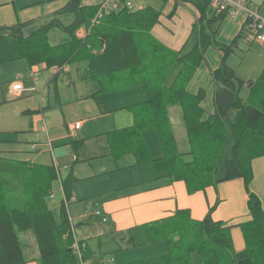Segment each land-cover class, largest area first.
Instances as JSON below:
<instances>
[{
  "label": "trees",
  "instance_id": "trees-1",
  "mask_svg": "<svg viewBox=\"0 0 264 264\" xmlns=\"http://www.w3.org/2000/svg\"><path fill=\"white\" fill-rule=\"evenodd\" d=\"M168 1L173 3V12L186 4L196 12L191 29L196 32V42L186 53L172 50L152 36L160 16V11L153 7L131 10L124 6L92 24L100 2L68 0L44 19L0 26V65L24 60L30 67L44 64L45 69L55 68L58 71L55 75L50 73L49 87L58 78L68 81L69 68L75 67L81 81L91 82V91L85 98L94 99L98 105L114 89L117 92L143 86L145 100L128 107L133 125L105 134L113 159L130 154L135 166L151 164L171 181H182L190 194L220 182L243 181L250 215L248 221L238 225L243 250H234L231 227L211 219L213 208L201 220L193 219L188 209H178L142 226L147 241L163 242L166 252L155 259L127 264H193V255L203 264H264V210L259 197L250 190L251 163L264 157V67L258 80L245 82L227 66L228 56L244 40L243 25L229 44L218 41L216 30L226 14L208 17L210 0H163ZM81 27L86 35L78 38L76 32ZM209 48L222 52L223 57L220 65L211 70L213 112L204 118L200 106L204 91L190 94L186 87ZM175 66L177 72L167 86L165 80ZM245 85L248 93L242 99L240 91ZM53 93L57 94L56 87ZM175 105L180 108L189 144L186 152L178 151L169 119L168 108ZM230 114L228 126L225 120ZM149 131L157 136L161 148L158 158L150 156L144 140ZM229 135L233 138L231 158L222 161ZM0 144L12 143L0 140ZM220 164H224L225 173L218 178ZM38 170L41 171L37 174ZM20 180L25 182L26 192L22 195L15 187ZM54 181L51 165L28 168L20 177L12 166L7 168L5 164V170H1L0 164V264H27L19 240V233L27 231L35 239L39 264H80L71 248L73 220L65 205L60 206L58 222L47 207ZM76 181L72 174L61 181L65 202L72 197ZM90 257L84 245L81 259L87 264Z\"/></svg>",
  "mask_w": 264,
  "mask_h": 264
},
{
  "label": "crops",
  "instance_id": "crops-1",
  "mask_svg": "<svg viewBox=\"0 0 264 264\" xmlns=\"http://www.w3.org/2000/svg\"><path fill=\"white\" fill-rule=\"evenodd\" d=\"M8 1L4 4L14 6V10L12 11L11 7L10 12L13 16H15V18H13L15 20H12V24H17L35 20V18H25L29 15H33V13L35 12L32 11L34 6L42 5L43 12L37 13L36 16L39 18L36 19H44L62 8L68 0H66L63 5H61L54 11H45L44 8V3L53 0ZM181 6L185 5H179L178 8H180ZM256 6L258 7L259 13L264 14V3L259 2L256 4ZM138 7L140 8L142 6L139 5ZM244 21L245 13L241 9L237 11V15L235 17H226L217 27L216 39L222 43L229 44L239 33ZM12 24L9 23L8 25H4L9 26ZM151 34L152 36L157 38L153 34V31H151ZM260 46H264V44H261ZM168 48L172 50L177 49L170 46H168ZM222 57V52L213 48H209L205 53L203 64L195 71L186 87L187 91L190 94H196L200 90L204 91L205 96L200 104L201 108L204 110V118H206L213 112L212 99L214 94V84L212 82L211 70L216 69L220 65ZM22 64L24 63H21V67L23 66ZM177 68L178 66H175L173 68L174 73L169 74V76L165 80V85L169 86L171 84L175 73L177 72ZM28 69L29 74L27 76L20 73V71H24L22 69L17 72V78L14 79L15 81L24 78L30 79V81H28L27 83L21 82L23 90L20 92L11 90V85L15 83V81L12 80V82H10V84L5 88L4 94L1 98L2 100L0 101V140L9 141L14 146L17 144H21L17 140L20 134L31 132L32 130L35 131V129H37L39 127V124L41 123L43 128L46 129L43 107L44 97L43 99H40L39 95L31 90V87L33 85L31 71L36 70L38 72V70H45V66L44 64L32 67L28 66ZM72 71H75V75L77 76L79 81H81V76L79 77V73L77 72L75 67L69 68L67 83H73V85H75L73 82L74 74H72ZM48 72L50 74L49 70ZM50 76L51 75H49L44 82L42 89L43 92L44 89L46 90V88L50 90L48 85ZM88 80L89 79H84L83 81H81V83H84L86 85L87 93L84 95H80L77 99H86V95L90 93L91 82H89ZM74 91H76L75 87ZM247 93L245 94L247 95ZM53 96V102L50 103V92L48 91L45 99L47 100V105H61L58 91L57 94L53 93ZM107 96L108 95L105 94L102 103L107 109L97 116L98 122L100 123L102 121L103 115H109L107 126L104 127L101 133L97 134L104 137L105 134L110 131L127 128L133 125V114L128 107L132 104L140 103L145 100L146 93L143 86H136L133 88L117 91L116 94L113 92V95L108 96L113 98L110 100H114L112 101L111 105H106L108 100ZM176 108L179 107L172 106L168 108V114L174 138L176 136V128L179 126L177 122L178 109ZM180 118L181 115H179V119ZM77 122L78 121H75L74 123ZM79 123V128H81L83 122ZM72 127V123L66 125L67 130L71 131V133H74L75 130L79 129L77 128L73 130ZM43 128H41V131L44 130ZM144 140L146 142V145L148 146L150 156L152 158H158L159 156H161V148L155 133H152L150 131L146 132L144 134ZM106 147H108V150H103L101 154L97 155L93 152L89 154V157L83 156V159L80 156L78 158L80 159V162H83L87 158L93 157L92 159L87 161V163L76 162L72 164L71 172L77 179L76 183L78 184V182H88L89 187L92 191L89 196L85 197L86 203H82L83 208H87V212H84L77 217L74 216L81 223L87 222L86 220L90 216L88 211L91 209V206H93V208L95 209L90 213L94 214L96 210H99L101 212V222H103V217L106 218L105 223H102L106 224V228H104V230L112 233L113 235H116L117 240H119L120 242H129V238H131L132 240L142 238V226L144 224L170 216L178 209H188L193 219L201 220L207 215L209 210L213 208L211 212V219L214 221L222 222L225 226L231 227L230 233L234 250L236 252L243 250L244 242L238 225L248 221L250 219V215L246 206L247 195L242 180L236 179L226 182H220L213 186H209L202 191H197L190 194L187 192L185 184L182 181H171L165 173H159L155 171L154 167L151 164L150 166L149 164H146L140 167H135V159L130 154L119 157L118 159H113L110 156L109 146ZM36 148L38 151L40 150L38 146ZM263 158L264 157L256 158L252 162L257 161L258 165L264 166V161H259ZM56 163L57 162L54 161L51 165H53V167H59ZM145 167L149 168V173H147L144 179L141 180L140 171ZM77 170L81 174L76 173ZM60 175L61 173L59 174V177ZM93 182H95V184ZM92 183L93 186L96 185V190L91 185ZM252 192L259 197L262 209L264 210L263 194L259 190H252ZM72 199L74 201L73 197ZM70 215L71 214H69V217L71 218L72 216ZM71 220L73 219L71 218ZM81 228H83L84 231L90 230L91 224H89L88 222L83 223L81 225ZM101 235L104 236V233H101ZM80 241H83L84 245L87 246L84 240L80 239ZM114 241L121 250L119 242H117L116 239H114ZM150 246H153V248L157 250V254H154L151 257H158L164 254L167 250L165 244L161 242L154 243ZM196 257L198 258V256ZM125 259L126 257L124 258V260ZM194 261L195 256L193 263ZM88 262L89 261H87V264ZM27 264L37 263L34 261H29L27 262Z\"/></svg>",
  "mask_w": 264,
  "mask_h": 264
},
{
  "label": "rangeland",
  "instance_id": "rangeland-1",
  "mask_svg": "<svg viewBox=\"0 0 264 264\" xmlns=\"http://www.w3.org/2000/svg\"><path fill=\"white\" fill-rule=\"evenodd\" d=\"M7 1L8 0H0V26H5L4 24L8 25L9 23L12 24V20H15L13 19L15 16H13L10 12L11 7L12 11L14 10V6L4 4ZM65 1L66 0H53L46 2L44 3L45 11L56 10L63 5ZM100 1L102 0H83L85 4L98 3ZM130 1H132L136 6H150L160 11L158 19L159 22L156 26H154L152 31L163 45L177 48L176 50H181L182 53H186L191 50L196 41L197 35L195 31L193 33L191 32L192 23L196 19V12L190 4L181 6L173 12V3L171 1L166 3H164L163 0ZM259 2L264 3V0L252 1L254 5ZM32 11H35L33 15H29L25 18H35V20H39L36 19L39 18L36 14L43 12L42 5L34 6ZM215 12V9L209 5L206 10V15L208 17H212ZM213 29L215 30V25L213 26ZM85 33L86 32L83 27L79 28L76 32L78 38H83L86 35ZM260 45L261 44L258 42L247 43L245 40H240L238 47L235 48L228 56L226 64L235 72L239 79L245 82L256 81L261 76L262 69L264 67V46ZM21 63H24L22 64V67L20 66ZM22 69L24 71H20V73L27 76L29 74V69L24 60L13 61L0 65V101L2 100L1 98L4 94L5 88L10 84V82H12V80L17 78V72ZM172 73H174V70L170 74ZM72 74H74L73 82L75 85H73V83H67V80H61L58 78L54 85L53 83L50 84V90L47 88L46 90L44 89L43 107L46 129L43 128L41 123L35 131L32 130L31 132L20 135L18 134L19 138H17V140L21 143L17 144L19 146H14L12 144H0V152L2 156L0 157L1 170H5V164L7 168L12 166L14 172L19 173L21 177L24 174V171L28 168L39 164L51 165L55 161L61 170L63 169L60 175L61 181H63L70 174H72V164L80 162V159H78L80 156L84 159L83 156L89 157L90 153L94 152L98 155L101 154L103 150H108V147H106L108 146L106 136L97 135L103 131L104 127L107 126L109 115H103L100 123L98 122L97 116L107 108L104 107V104L98 105L96 101L91 98L77 99L80 95L87 93V87L84 83L79 81L75 75V71H72ZM49 75L50 74L47 69L41 71L38 70V85L35 88L38 89L39 86L40 91L42 92L44 82ZM19 81L27 83L30 79L24 78ZM55 87L58 91L61 105L48 106L47 100H45L47 93L48 91L50 92V103H52ZM74 87L76 88V91H74ZM247 90L248 88L246 85L241 89L240 97L242 99H245V93H247ZM32 91L36 92L35 90ZM113 92L116 94V89H114ZM113 92H109L107 95H113ZM108 96L106 105H111L114 100H110L113 98ZM175 106L178 107L177 105ZM176 109H178L177 122L179 124L176 128V146L179 152H186L189 150V144L187 142L185 128L183 127L181 118L179 119L181 112L179 108ZM231 117L232 114H230V116H228L225 120L228 126L231 122ZM75 121L83 122V124L81 128L75 130L74 133H71V131L67 130L66 125L69 123L74 124ZM41 128L44 130L41 131ZM78 142H80V146H78ZM31 144L37 145L40 150H32L30 148ZM232 146L233 138L229 135L221 155L222 161H226L231 158ZM92 158H87L80 163H87V161ZM259 161H264V158ZM257 163V161L251 163L252 180L250 190H259L264 196V166L258 165ZM51 166L53 167V165ZM148 169V167H145L140 171L141 180L144 179L147 173H149ZM53 170L55 173V181L53 182V188L48 193L49 196L46 200L47 207L51 211L53 218L58 222L60 219V206L62 204L65 205L67 214H71L70 216H72L71 218L73 219L76 238L84 240L87 244V254L91 255L88 260V264H127L133 261L156 258L151 256L157 254V250L150 245L159 242L149 243L147 241V235L143 230L141 239L137 238L132 240L129 238V242H120L117 240L116 235L104 230V228H106V224H102L105 222H101V216L90 213L95 209L93 206H91V209L88 211L90 216L86 220L89 224H91V229L84 231V229L81 228V225L87 222L81 223L78 219H76V217L80 216L84 212H87V208H83L82 203H86L85 197L89 196L92 192L88 182H78V184L75 182L72 185L73 193L71 195L74 198V201H69L66 204L60 188L61 183L54 167ZM40 171L41 170H38L36 173L38 174ZM76 173L81 174L78 170ZM224 173V164H220L216 176L220 178ZM20 181L19 185L17 184L15 187H18L19 195H22L23 192H26L23 190L25 182L24 180ZM93 183L95 184V182ZM93 183L91 184L92 186ZM93 188L96 190V185H94ZM101 233H104V236H102ZM114 239L119 242L121 250L116 245ZM19 240L22 244L23 254L27 262L34 261L39 264L38 250L32 233L30 231L19 233ZM194 256L195 261L193 264H203L201 259L199 257L198 259L196 255H193V260ZM125 257L126 259L124 260Z\"/></svg>",
  "mask_w": 264,
  "mask_h": 264
},
{
  "label": "built area",
  "instance_id": "built-area-1",
  "mask_svg": "<svg viewBox=\"0 0 264 264\" xmlns=\"http://www.w3.org/2000/svg\"><path fill=\"white\" fill-rule=\"evenodd\" d=\"M210 5L215 9V14H222L225 13L226 17H235L237 15L238 10H243L245 13V21L243 23V33H244V40L247 42H258L260 44H264V14H260L258 11V7L252 3L251 0H210ZM127 7L131 10H136L138 6H136L132 1L130 0H125L123 2L122 0H102L100 1V5L97 8L96 15L93 17L91 20V23H95V21L99 18L102 17L105 14H108L109 12L119 9L122 7ZM56 71H58L55 68L50 69V73L52 75L56 74ZM37 71L32 70L31 71V78L33 80V86L32 90H35L36 93L39 95L40 99H43V91L41 92L40 89H36L35 87L37 86ZM11 90L15 92H20L23 90L22 84L19 80H16L15 83L11 85ZM80 123H74L72 129H77L79 128ZM37 145H32L31 144V149L36 150ZM55 172L59 177V174L63 171L59 167L54 166ZM65 169V166H64ZM60 183H61V177L58 178ZM61 188V184H60ZM69 201H73L72 197L69 198L66 202V204ZM95 215L100 216L101 212L99 210H96L94 212ZM102 221L105 222L106 218H102ZM70 229L73 234V243H72V250L79 259L80 264H86L85 262L82 261L81 259V252L82 249L84 248V244L81 245L76 237L75 234V229L73 224L71 225L70 223Z\"/></svg>",
  "mask_w": 264,
  "mask_h": 264
}]
</instances>
